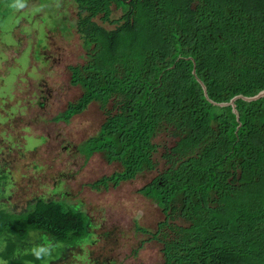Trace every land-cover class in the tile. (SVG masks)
I'll use <instances>...</instances> for the list:
<instances>
[{
  "label": "trees",
  "instance_id": "trees-1",
  "mask_svg": "<svg viewBox=\"0 0 264 264\" xmlns=\"http://www.w3.org/2000/svg\"><path fill=\"white\" fill-rule=\"evenodd\" d=\"M73 2L86 56L69 68L70 83L82 95L54 121L92 103L105 114L79 152L121 170L93 187L155 171V139L167 134L165 168L139 191L164 216L152 234L163 264H264V98L236 101L239 126L196 79L218 103L264 90V0ZM88 228L86 212L61 201L0 207V261L45 264L58 256L51 248L84 240Z\"/></svg>",
  "mask_w": 264,
  "mask_h": 264
},
{
  "label": "rangeland",
  "instance_id": "rangeland-1",
  "mask_svg": "<svg viewBox=\"0 0 264 264\" xmlns=\"http://www.w3.org/2000/svg\"><path fill=\"white\" fill-rule=\"evenodd\" d=\"M112 9L114 19L122 15ZM85 56L73 0H0V207L21 213L43 199L86 212L89 236L59 251L51 248L58 256L45 264H163L152 234L164 216L139 191L165 168L161 154L174 139H155V171L94 188L121 170L101 153L86 158L79 152L105 114L92 103L68 123L54 121L82 95L70 83L69 68Z\"/></svg>",
  "mask_w": 264,
  "mask_h": 264
},
{
  "label": "water",
  "instance_id": "water-1",
  "mask_svg": "<svg viewBox=\"0 0 264 264\" xmlns=\"http://www.w3.org/2000/svg\"><path fill=\"white\" fill-rule=\"evenodd\" d=\"M193 73L195 74V70H194ZM196 79H197L198 83L201 85L206 99L212 105L218 106V107H228V106L232 107L233 113L236 116V119H237V122H238L239 126H240V118H239V113H238V111L236 109V101L237 100H243V101H246V102H254V101H257L259 99L264 98V90H262L258 94H256L255 96H252V97H247V96H244V95H237L234 98H232L229 102L218 103V102H215V101H213V100H211L209 98L208 93H207V88H206L205 84L198 77H196Z\"/></svg>",
  "mask_w": 264,
  "mask_h": 264
}]
</instances>
